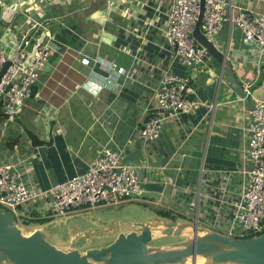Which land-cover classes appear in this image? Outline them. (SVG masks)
I'll return each instance as SVG.
<instances>
[{"label": "crops", "instance_id": "crops-1", "mask_svg": "<svg viewBox=\"0 0 264 264\" xmlns=\"http://www.w3.org/2000/svg\"><path fill=\"white\" fill-rule=\"evenodd\" d=\"M0 1L5 10L10 7L3 15L8 17L2 20L1 48L12 53L33 21L47 24L53 36V54L16 123L0 120V163L16 164L27 185L47 190L87 172L101 150L111 148L125 162L142 167L145 195L140 202L154 218L169 220L158 214L164 211L180 222L201 219L200 226L217 232L228 228L247 166L243 127L253 101H241L246 76L256 75L253 94L264 100V57L258 73L239 30L226 24L216 35L226 40L214 38L226 63L213 57L209 69L194 68L190 78V67L164 37L171 0ZM232 2L264 14V0ZM83 59H89V65ZM110 62L115 64L112 69L101 66ZM166 72L189 78L196 97L206 105L164 122L159 137L147 141L140 130L150 117L164 115L157 93ZM158 189L159 198H149ZM41 206L28 209L41 217ZM78 216L89 226L73 234L69 228L70 240L100 228L88 221L107 218L81 214L52 223L67 234V222ZM90 241L81 251L88 250Z\"/></svg>", "mask_w": 264, "mask_h": 264}, {"label": "built area", "instance_id": "built-area-1", "mask_svg": "<svg viewBox=\"0 0 264 264\" xmlns=\"http://www.w3.org/2000/svg\"><path fill=\"white\" fill-rule=\"evenodd\" d=\"M8 9L10 7L5 12ZM200 11L201 0H171L164 37L184 66L209 69L213 56L193 36ZM7 17L8 14L3 17L5 22ZM226 24L241 32L259 73L264 57V14L251 12L235 5L232 0H205L201 28L213 44L215 36ZM50 33L47 24L33 21L26 36L16 40L12 53L0 47V73L10 60L0 79L2 122L16 123L32 94V88L39 82L53 54L49 42L53 36ZM82 63L89 65L90 60L83 59ZM101 66L108 70L115 64L110 62ZM118 72L123 74L124 69L120 68ZM255 76L248 75L243 81L245 98L241 101L250 98L253 107L248 110L250 118L243 127L247 141L243 155L247 166L242 171L241 197L231 224L218 232L233 239L252 238L264 233V100L253 94L252 80ZM157 100L164 115L150 117L140 130L141 138L147 141L159 137L164 122L180 120L206 105L196 97L189 78L171 72L164 74ZM212 110H215V106L210 107ZM141 170L140 165L125 162L120 152L103 148L87 172L47 190H37L23 181L16 164L0 163V208L9 211L19 226L24 219H33L32 210L28 209L30 206L42 204L40 218L54 220L81 215L103 203L137 201L145 195ZM224 184L226 186L227 182ZM196 221L200 226L201 219L197 218Z\"/></svg>", "mask_w": 264, "mask_h": 264}, {"label": "water", "instance_id": "water-1", "mask_svg": "<svg viewBox=\"0 0 264 264\" xmlns=\"http://www.w3.org/2000/svg\"><path fill=\"white\" fill-rule=\"evenodd\" d=\"M205 0H201L199 20L194 38L209 50L221 63H226L214 44L202 32ZM5 7L0 3V33ZM8 57V56H7ZM4 65L0 79L9 67ZM242 96L243 90H242ZM1 120V118H0ZM135 222L97 220L100 228L88 230L72 240V247L65 249L53 242L59 240L54 223L44 229H37L29 235L13 219L12 214L0 208V264H264V233L245 239H233L213 230L203 228L197 222H185L154 218ZM76 217L67 222L69 224ZM190 232L186 234V231ZM66 231V230H65ZM172 237L181 240L164 246H152L151 242ZM92 238L114 239L100 248L81 251ZM199 258L203 261L199 262Z\"/></svg>", "mask_w": 264, "mask_h": 264}, {"label": "rangeland", "instance_id": "rangeland-1", "mask_svg": "<svg viewBox=\"0 0 264 264\" xmlns=\"http://www.w3.org/2000/svg\"><path fill=\"white\" fill-rule=\"evenodd\" d=\"M217 41L220 42H224L226 40V36L225 35H220V36H216L215 37ZM217 70L219 68V66L217 65ZM188 68V67H187ZM194 68H190L189 72H188V76L190 78L193 77L194 75ZM223 96L225 95V86H223ZM162 191V189H158L157 193L155 194H150L148 195L149 198H153L155 200H157L160 196V192ZM144 199L141 198L138 201H121L120 203L115 204L113 203H103L101 205H98L96 208L94 209H90L88 210L89 212L86 213H82L84 214V216L86 214H90L93 217H102V216H106L109 219H118L121 220L123 219H129L130 221H145L150 219V215H148V212L145 210L143 204L144 202H140ZM129 205V207H128ZM57 219H54L53 221H50L49 223L53 224L52 222L56 221ZM186 220V219H185ZM190 220V219H187ZM178 221V220H177ZM21 222V221H19ZM49 223L45 224V225H37V224H31V225H24V221L21 222V224L19 223V227L22 229L23 233L26 235L31 234L32 232H34L37 229H44L47 228L49 226H51ZM89 226V223L85 222L84 218L79 220H74L70 222L69 228L71 231V234L75 233L78 229H86V227ZM52 227V226H51ZM56 227V233L63 231L60 227L57 228V225L54 226V228ZM64 232V231H63ZM65 233V232H64ZM60 234V233H59ZM62 235V234H61ZM54 243L58 244L59 246L65 248V249H69L72 247V240H70L68 234H63L62 236H59V240H55L54 238L52 239ZM114 239H99V238H93L90 241V244L85 248L86 249H92V248H100L103 246L108 245L110 242H112ZM181 240L180 238H172V237H166V238H162L160 240H156L151 242L150 245L152 246H164V245H168L171 243H174L176 241Z\"/></svg>", "mask_w": 264, "mask_h": 264}, {"label": "trees", "instance_id": "trees-1", "mask_svg": "<svg viewBox=\"0 0 264 264\" xmlns=\"http://www.w3.org/2000/svg\"><path fill=\"white\" fill-rule=\"evenodd\" d=\"M159 215H161L162 217L164 218H167L169 220H174L176 221L177 219L175 218V216H173L172 214H169L168 212H164V211H158ZM31 213V216L33 217V219H24V225H31V224H37V225H45L47 223H49L50 221H53V220H50V219H42L39 217V215L34 212L33 210L30 212ZM261 235V234H260Z\"/></svg>", "mask_w": 264, "mask_h": 264}, {"label": "bare ground", "instance_id": "bare-ground-1", "mask_svg": "<svg viewBox=\"0 0 264 264\" xmlns=\"http://www.w3.org/2000/svg\"><path fill=\"white\" fill-rule=\"evenodd\" d=\"M201 261H203V259L202 258H199V262H201Z\"/></svg>", "mask_w": 264, "mask_h": 264}, {"label": "flooded vegetation", "instance_id": "flooded-vegetation-1", "mask_svg": "<svg viewBox=\"0 0 264 264\" xmlns=\"http://www.w3.org/2000/svg\"><path fill=\"white\" fill-rule=\"evenodd\" d=\"M0 3H1V1H0Z\"/></svg>", "mask_w": 264, "mask_h": 264}]
</instances>
